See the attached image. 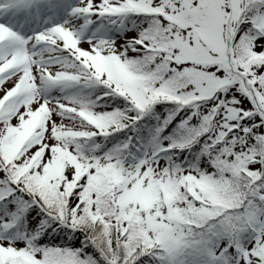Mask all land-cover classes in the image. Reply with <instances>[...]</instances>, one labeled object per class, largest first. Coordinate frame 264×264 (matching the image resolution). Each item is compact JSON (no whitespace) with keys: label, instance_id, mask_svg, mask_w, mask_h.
I'll use <instances>...</instances> for the list:
<instances>
[{"label":"snow or ice","instance_id":"obj_1","mask_svg":"<svg viewBox=\"0 0 264 264\" xmlns=\"http://www.w3.org/2000/svg\"><path fill=\"white\" fill-rule=\"evenodd\" d=\"M0 264H264V0H0Z\"/></svg>","mask_w":264,"mask_h":264}]
</instances>
